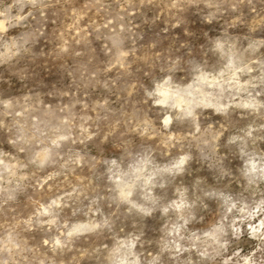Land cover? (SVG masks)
I'll return each instance as SVG.
<instances>
[{
  "label": "clouds",
  "instance_id": "clouds-1",
  "mask_svg": "<svg viewBox=\"0 0 264 264\" xmlns=\"http://www.w3.org/2000/svg\"><path fill=\"white\" fill-rule=\"evenodd\" d=\"M69 2L12 0L3 9L0 75L36 58L32 46L44 36L48 9ZM14 6L31 11L11 16ZM79 11L92 12L99 23L90 20V32L81 29L76 43L91 35L100 47L87 64L71 69L78 90L110 91L116 81L106 78L108 69L122 66L120 76H128L129 57L144 51L137 59L147 70L125 122L141 131L88 161L92 170L103 166L95 179L104 195L89 201L86 222L70 230L50 219L61 243L43 229L47 238H36L27 224L7 218L6 206L37 172L50 166L71 171L84 157L72 148L70 108L60 109L67 111L62 119L41 108L35 95L20 99L0 91V144L10 148L0 147V264H64L61 245L75 232L92 241L84 252L90 264H264V0H81ZM16 25L31 30L10 37ZM173 32L183 35L175 39ZM64 44L62 55H84L73 42ZM99 99L94 121L107 118L100 113H108L112 98ZM176 127L188 134L169 135ZM73 191L77 200L84 194ZM98 200L115 206L99 219L88 215L92 206L100 211Z\"/></svg>",
  "mask_w": 264,
  "mask_h": 264
},
{
  "label": "rangeland",
  "instance_id": "rangeland-1",
  "mask_svg": "<svg viewBox=\"0 0 264 264\" xmlns=\"http://www.w3.org/2000/svg\"><path fill=\"white\" fill-rule=\"evenodd\" d=\"M10 4H12V0H4L3 4H0V25L5 28H7V24L4 23L3 9ZM111 6L117 7L115 4ZM80 7L81 0H70L69 3L55 4L50 7L46 13L48 19L44 24V36L32 46L33 52L37 54L36 58L27 63L22 62L16 70L5 71L0 75V91L14 98L22 99L24 95H35L40 98L41 108L54 109L56 115L62 119L67 118V111L61 112L60 109L68 110L70 108L71 110L72 123L76 125L72 136L75 143L72 148L79 152L84 160L76 165H70L71 171L65 169L61 172L58 167L50 166L37 172L31 180L27 181L23 190L16 193L15 201H9L5 212L8 219L16 217L19 221L27 224L28 231L36 238H47L41 229L54 233L58 244L61 243L58 239L59 233L55 232L54 227L49 226L48 221L50 219L58 220L61 224L68 225L70 230L78 228L80 224L86 222L87 217L84 213L88 212L89 201L97 194L104 195L102 183H98L95 179V172H102L103 166L92 170L88 162L90 158L99 160L118 138L137 137L141 131V129H136L134 124L130 130L125 122L132 118L133 108L131 105L135 103V85L138 80L143 82V74L147 70L144 61L137 59L145 53L138 51L135 56L129 57L128 76H120V72L123 71L122 66L108 69L106 78L116 81V86L110 91L101 92L96 87L89 90L81 87L78 90V87L73 85L71 69L87 64L92 50H98L100 47L91 35L87 37L86 43H76L83 35L81 29L90 32L87 28L90 20H96L99 23V17L92 12H89L88 16H84L79 11ZM29 11L31 9L25 6L23 12H18L17 7L14 6L9 15H24ZM33 16L38 18V13H34ZM29 23L35 27L32 18ZM190 25L194 31H199L198 21L195 17L190 19ZM30 30L28 25H16L8 30V35L14 37ZM182 35L183 33L173 32L175 39H179ZM64 41L73 42L75 50L84 53V55L76 58L71 55H62L60 50L65 47ZM153 51L159 53V48ZM147 54L152 55L153 52ZM244 79L246 77H241V84ZM125 84L131 86L128 87L127 92H122L121 88ZM30 88L33 91L29 92ZM101 96L112 98L108 106L109 111L107 114L100 113L101 116L107 115L106 119L94 121L92 118L96 112L93 106L102 102L99 99ZM116 101H120V103L117 104ZM240 111L242 110H238L236 113L238 121L241 119ZM186 134H188L187 129L180 127H176L169 133L172 136ZM84 135H91L92 139L84 140ZM153 140H155V136H153ZM0 147L5 151L10 150L7 143L0 144ZM206 163L211 166L214 162L209 159ZM57 172H61V174L57 175ZM74 188L84 190V194L78 200L75 199L77 193L73 191ZM85 195H87V199H85ZM97 205L100 208L99 212H96V206H92V212L88 213L89 216L94 213L97 219L101 213L107 215L115 207L103 200H98ZM77 208L81 211L77 212ZM57 209L63 210L59 212V215L53 217L51 213ZM32 221H36V223L33 224ZM91 244V240L85 239V236L75 232L66 246L61 245L65 247V251L59 259H62L64 264H90L89 258L84 252L90 248Z\"/></svg>",
  "mask_w": 264,
  "mask_h": 264
}]
</instances>
